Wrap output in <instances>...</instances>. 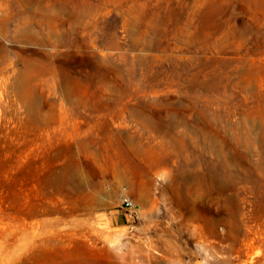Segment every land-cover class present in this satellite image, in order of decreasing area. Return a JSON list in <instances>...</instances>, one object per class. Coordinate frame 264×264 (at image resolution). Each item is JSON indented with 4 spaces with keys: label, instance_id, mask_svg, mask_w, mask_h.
Returning <instances> with one entry per match:
<instances>
[{
    "label": "rangeland",
    "instance_id": "374dc122",
    "mask_svg": "<svg viewBox=\"0 0 264 264\" xmlns=\"http://www.w3.org/2000/svg\"><path fill=\"white\" fill-rule=\"evenodd\" d=\"M0 264H264V0H0Z\"/></svg>",
    "mask_w": 264,
    "mask_h": 264
},
{
    "label": "built area",
    "instance_id": "2783aa9c",
    "mask_svg": "<svg viewBox=\"0 0 264 264\" xmlns=\"http://www.w3.org/2000/svg\"><path fill=\"white\" fill-rule=\"evenodd\" d=\"M122 205L125 207V208H131L133 206V202L132 200L130 199V197L128 196H124L122 198Z\"/></svg>",
    "mask_w": 264,
    "mask_h": 264
}]
</instances>
